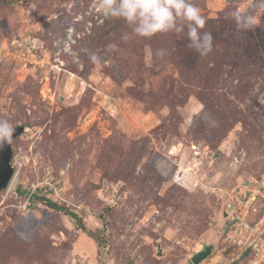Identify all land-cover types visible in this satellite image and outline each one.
Here are the masks:
<instances>
[{
    "label": "rangeland",
    "instance_id": "374dc122",
    "mask_svg": "<svg viewBox=\"0 0 264 264\" xmlns=\"http://www.w3.org/2000/svg\"><path fill=\"white\" fill-rule=\"evenodd\" d=\"M194 2L203 56L186 31L140 37L94 0H0V119L25 126L0 264H193L210 244L199 264H254L232 260L220 211L264 186V0Z\"/></svg>",
    "mask_w": 264,
    "mask_h": 264
},
{
    "label": "clouds",
    "instance_id": "9594fccd",
    "mask_svg": "<svg viewBox=\"0 0 264 264\" xmlns=\"http://www.w3.org/2000/svg\"><path fill=\"white\" fill-rule=\"evenodd\" d=\"M95 11L105 20L121 19L140 37H152L157 33H184L189 47L200 55H207L213 49V37L209 32H201L206 17L194 0H94ZM238 27H249L253 21L249 18L241 22L239 13H230ZM114 44L107 45L109 50ZM93 63H100V57L91 53ZM14 126L9 120L0 119V147L12 142Z\"/></svg>",
    "mask_w": 264,
    "mask_h": 264
},
{
    "label": "built area",
    "instance_id": "2783aa9c",
    "mask_svg": "<svg viewBox=\"0 0 264 264\" xmlns=\"http://www.w3.org/2000/svg\"><path fill=\"white\" fill-rule=\"evenodd\" d=\"M15 189V187H12ZM8 189V186L6 187ZM233 189L223 205L221 216L226 221L224 226L225 240L230 246L238 249L237 257L252 253L254 264H264V186ZM261 203L256 205L255 201ZM254 204V205H252ZM258 207V208H256ZM225 210V211H224ZM225 262L212 261L209 264Z\"/></svg>",
    "mask_w": 264,
    "mask_h": 264
},
{
    "label": "water",
    "instance_id": "95a60500",
    "mask_svg": "<svg viewBox=\"0 0 264 264\" xmlns=\"http://www.w3.org/2000/svg\"><path fill=\"white\" fill-rule=\"evenodd\" d=\"M15 131L13 133L12 142L10 144L4 143L0 147V192L4 190L10 183L12 176L14 174V168L11 164L13 150L12 144L14 139L19 136L25 129L24 125L14 126ZM223 216H226V213H223ZM213 246L207 245L202 250L194 252L191 256V261L193 264H199L200 261L204 260L212 250ZM158 254H161V249L158 248Z\"/></svg>",
    "mask_w": 264,
    "mask_h": 264
},
{
    "label": "trees",
    "instance_id": "16d2710c",
    "mask_svg": "<svg viewBox=\"0 0 264 264\" xmlns=\"http://www.w3.org/2000/svg\"><path fill=\"white\" fill-rule=\"evenodd\" d=\"M18 192H19V193L26 194V195H27V193H28L26 190H23V189H21V188H19ZM28 200H30L31 202H36V203H37V202H43L44 204H46V205L49 206L50 208L64 211V212H66L68 215H70L72 218H74L75 221H76L78 224H80V227H82V228L84 227V229H86L85 226H83L82 220H81V219H80V218H79L74 212H71L69 209L65 208L64 206H61V205L57 204V203L54 202L53 200L47 198L45 195L30 194V195H28ZM102 244H103V243H102ZM247 253H248V251L245 252V253L243 254V256L245 257V255H246ZM243 256H241V257H243Z\"/></svg>",
    "mask_w": 264,
    "mask_h": 264
},
{
    "label": "bare ground",
    "instance_id": "6f19581e",
    "mask_svg": "<svg viewBox=\"0 0 264 264\" xmlns=\"http://www.w3.org/2000/svg\"><path fill=\"white\" fill-rule=\"evenodd\" d=\"M12 178L14 179V174H13ZM13 179H11V181L9 183V185H11V186L8 185V189L12 188L15 185L16 182Z\"/></svg>",
    "mask_w": 264,
    "mask_h": 264
}]
</instances>
